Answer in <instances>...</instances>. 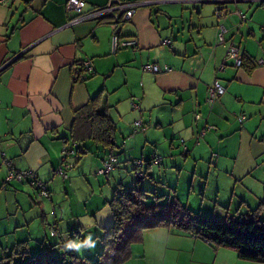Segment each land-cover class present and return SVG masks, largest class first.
Instances as JSON below:
<instances>
[{
	"label": "crops",
	"instance_id": "0c3cea01",
	"mask_svg": "<svg viewBox=\"0 0 264 264\" xmlns=\"http://www.w3.org/2000/svg\"><path fill=\"white\" fill-rule=\"evenodd\" d=\"M67 1L0 4V260L21 244L26 245L27 257L38 255L46 245L42 240L38 247L37 228L48 221V215L54 216L50 225L56 227L61 247L66 248L73 243L68 233L82 227L80 218H89L88 227L111 221L106 209L114 192L106 182L111 185V176L121 186L134 187L133 181L127 184L118 179L122 177L118 170L136 156L143 161L154 154L164 158L146 170L143 189L154 188L157 194L162 186L161 196L169 192V200H178L194 212L190 203L191 193L196 192L198 213L204 216L212 213L223 219L257 209L264 202V65L259 64L264 60V2L149 0L155 3L118 27L120 40L137 37L139 47L113 52L110 20L70 25L76 15L67 11ZM84 1L83 12L88 14L110 0ZM218 7L229 12L223 21L228 29L224 44H219L214 17ZM237 10L244 21L234 14ZM167 40L170 46L164 44ZM231 45L246 58L245 67L225 62ZM84 62L91 63L93 74L75 82L74 67ZM147 64L157 65L162 72H144ZM215 81L225 93L210 103L209 89ZM101 93L98 113L107 114L116 128L117 166L105 180L98 171L109 152L89 141L90 151L80 159L70 139L75 112ZM241 117L244 120L239 123ZM137 121L141 127L135 125ZM62 160L67 179L56 174ZM231 160L234 166H224ZM10 168L35 172L46 184L49 199L31 185L8 183ZM83 178L94 192L96 183L103 187L101 195L88 196L93 203L57 202L64 193L76 196L77 190H87ZM182 178L189 186L186 202L179 189ZM218 179L232 181L230 204L235 189L244 190L234 208L219 200L218 190L209 192L208 187H219ZM250 180L253 188L245 187ZM248 195L255 204L249 206ZM205 201L212 210L206 215ZM124 264L257 263L242 261L234 251L169 226L144 230L142 241L131 246V258Z\"/></svg>",
	"mask_w": 264,
	"mask_h": 264
},
{
	"label": "trees",
	"instance_id": "16d2710c",
	"mask_svg": "<svg viewBox=\"0 0 264 264\" xmlns=\"http://www.w3.org/2000/svg\"><path fill=\"white\" fill-rule=\"evenodd\" d=\"M217 9L214 12V17L218 26ZM224 13L225 15L229 14L227 11H224ZM109 23L110 21H108ZM241 58L242 66L240 68H243L247 61L242 55ZM91 74H93V71L87 76V79ZM102 94L97 95L86 106L75 112V121L71 129L70 139L77 145L80 159L89 153L90 148L87 146V142L89 141H92L101 150H107L109 156L104 161L105 163L111 157L116 158V128L107 114L101 115L98 113L102 102ZM203 130L206 133L207 128ZM202 131L198 135V141L205 135V133L202 134ZM181 142L184 144V140ZM185 151H187L186 148ZM155 157L156 154L149 161L139 160L138 163H141V166L134 164V169L137 171L140 169L141 172L139 174H143V178H139V174H136L138 180L146 178V170L149 167L162 163V156H160L161 162L157 164L154 163ZM63 164H66L65 161L64 163L62 162L60 167ZM116 166L117 162L114 169ZM65 170L66 168H64ZM109 175L103 176L108 178ZM33 187L36 188L41 197L49 199L48 188V197H44L36 186ZM120 187L115 190L113 199L109 203L113 215V225L105 230L106 234L103 238L104 250L95 264L126 263L131 258V246L134 243L142 241L144 230L169 226L178 227L188 233L194 234L218 248L234 251L242 261L264 264V216L261 214L264 202H261L257 209L250 210L244 215H229L223 219H219L216 216H204L201 213L194 212L175 199L169 200L167 204H161L157 197L156 202L148 203L149 191L141 188H138V190H127L123 189L124 187L121 185ZM51 236H57V229L54 226H52ZM57 246L59 245L57 244ZM53 249H55L54 246L48 245L38 255L27 257L29 254L26 250V245L21 244L9 256L2 258L0 264H67L66 257L64 262H59L53 256ZM69 252L72 259L71 264H87L85 261L74 257L73 251ZM15 258H20V261L15 260Z\"/></svg>",
	"mask_w": 264,
	"mask_h": 264
},
{
	"label": "rangeland",
	"instance_id": "374dc122",
	"mask_svg": "<svg viewBox=\"0 0 264 264\" xmlns=\"http://www.w3.org/2000/svg\"><path fill=\"white\" fill-rule=\"evenodd\" d=\"M232 147L234 148L235 145L233 144ZM238 148H239V146L236 147L237 150H238ZM156 155L160 156L158 154H156ZM139 158H140V156L139 157L136 156L135 159H133V161H127L124 164V167L120 166L121 169L118 170V173L121 172L122 173V177L118 176V179H120L121 181L124 180L127 184L128 183L130 184L132 181L134 182V187L131 186V184L130 185H124L123 189H127V190L128 189L138 190V188L143 189L141 187V185H142V183H144V180H138L137 176H136V174H139V172H141V170L138 169V171H137V170L134 169V164H136L139 160H141ZM239 159H240V157H239ZM163 160H164V158H163ZM210 160H212V159L210 158ZM240 161H238L239 162L238 164L241 163ZM262 164L263 163L261 162L260 165L262 166ZM232 165L233 166L235 165V161H233V160L225 162V164H224V166H227V167L232 166ZM93 176H94V174H93ZM103 179L104 180L106 179L105 176L103 177ZM174 179L176 180V178H174ZM110 180H111V183H110L111 185H108L109 181H107L106 182L107 183L106 186H109L110 188H108V189H110L112 192H115L116 189L121 188L120 185L118 184V181H114L113 177L110 176ZM83 181H84V183L86 185L87 190H83L81 192H79L77 190V195L76 196H74L72 193L69 194V195L64 193L60 198H58L57 202L60 201L59 202L60 204L65 205L69 201H73V206H75L77 204L78 199H80L82 202H84V204L85 203H87V204L89 203L88 205H90L91 203H93V200H91V202H90V199H87L88 196H90V195L91 196L92 195H96V196L101 195L100 191L103 189V187H100L99 184L96 183L95 187L97 188L96 189L97 191L94 192V191H92L93 187L90 186V184L88 183L87 179L83 178ZM217 181L219 182V187H217V186L208 187L209 192L212 191L211 188H213V190H215V191L218 190L219 191V196H220L219 200L223 201V202H226L229 207L234 208L235 207L234 203L237 204L239 197L240 196H244V190L240 186H238L235 189V191H234V198H233L232 204H230L229 202L231 201V199H230L231 194L229 192H231V189H232L231 188L232 187V185H231L232 181H228L227 179H226V182H224L223 179L221 181H220V179H218ZM250 182H253V180H250L248 185H247V181H246L245 187L253 188V186H251ZM16 183H18V182H16ZM24 184L29 185L26 182ZM158 188L161 189V190H158L157 194H156L155 191H152V190H154V188L153 189L152 188L149 189L150 191H149V194H148L147 202L148 203L154 202V201L156 202L157 201L156 198L158 197L159 201H160L159 203L167 204L169 202V192H167V194L163 195V197L160 198L162 193H159V192L162 191L163 188H162V186L158 187ZM146 189H148V188H146ZM179 189L182 192V196L184 197L183 202H186V198H187L188 191H189V186H188V184H186V180L184 178L181 179V184L179 186ZM194 190L196 191L195 188H194ZM209 192H208V195H206V197H210L212 195ZM198 195H199L198 192H196L194 194L191 193V203H190L193 206V209L197 213L200 212L199 199L197 200V198H199V197H197ZM113 196L110 198L109 203L112 201ZM213 196H216V195H213ZM250 197H252V196L248 195L249 199H247V200L249 202L248 201L247 202H248L249 206L255 204V203H253V200H251ZM109 203L107 205L106 212H108V213H110L112 215ZM209 206L210 205H208V201H205L204 202V208H203V214H205V215L207 213L210 214L209 212H211L212 210H211V207H209ZM262 208L263 209H262V213L261 214L264 216V206ZM230 210H231L230 212H233V209H230ZM79 211H81V210H79ZM102 213L103 212L100 213L101 217L103 215ZM219 214H221V212H219ZM211 215H212V213H211ZM47 218H49L48 221L44 222V223L40 222V224H39V226L37 228L38 236L40 238V241L37 242L38 247H39V244H41L42 240H45L44 244L46 246H48V245L54 246L55 249H53L54 251H53L52 254H53V256H55V258H57V260L59 262H64L65 257H66V259H67L66 263L67 264H71L72 259L70 257V254H69L70 252L69 251H73L74 252L73 253L74 257H77L80 260L85 261L87 264H95V263L98 262L99 256L101 255V253L104 250L103 238H104V236L106 234L105 230L113 225V215H112V220L111 221H108L107 223H105V221H103V226L102 227L100 225L98 226V225H94V224H92L91 227H88V226L91 225V223H90V225H89V223H87L89 218H85V217L80 218L81 223H82V227H80L78 229H75L76 231L73 230V232L70 231V233H68V235L71 236L70 237L71 239H69V242L71 240H73V243L81 245L79 248H76V251L73 250L72 247H68V248H66L65 246L61 247L59 234H57V236H51V233H52V227L51 226L52 225H50V224H53L52 219L54 218V216L48 215ZM92 222H95L94 219H93ZM98 232H99V235H98ZM100 234L103 236L102 238H101ZM89 240L93 243V246H91V247L85 246V242L89 241ZM57 244L59 246H57ZM43 249H44V247H43ZM43 249H42V251H43Z\"/></svg>",
	"mask_w": 264,
	"mask_h": 264
},
{
	"label": "built area",
	"instance_id": "2783aa9c",
	"mask_svg": "<svg viewBox=\"0 0 264 264\" xmlns=\"http://www.w3.org/2000/svg\"><path fill=\"white\" fill-rule=\"evenodd\" d=\"M6 0H0V4L5 3ZM240 1V0H234ZM264 2V0H261ZM154 1L149 0H138L133 2H127L122 0H110L108 5L105 7H95L93 10L88 13L84 14L83 10L86 6V2L84 0H68L66 4L67 11L69 13H75L76 17L70 21V25L77 24L81 21L85 20H97L102 21L109 19L110 20V27L112 28V49L113 52H116L119 48L124 49H137L139 47V41L137 37L127 38L124 40H120L118 36V27L121 23H129L133 20L137 12L145 6H149L154 4ZM238 16L240 22L245 20V16L239 12L238 10L234 13ZM229 14L225 15L224 9L219 7L217 9L216 17L218 18V29L220 30L219 33V44L225 43V35L228 33V29L224 25V22L228 18ZM164 44L170 46L172 42L170 40L164 41ZM233 62L235 67L240 68L242 66V58L240 55V50L238 47L231 45L228 49L227 56L225 58V62ZM260 65H264V60L259 61ZM224 66L219 68V71L224 70ZM93 67L90 62H84L82 64L76 65L74 67V80L75 82H83L87 79V76L92 73ZM144 72H150L154 74H159L162 70L157 65H145L143 67ZM225 89L222 85L215 81L214 84L209 89V102L214 103L215 100L223 95ZM200 119L198 115L196 117ZM244 120L243 117L239 118V122L242 123ZM136 126L141 127V122L137 121L135 123ZM205 133V130L202 131V134ZM65 160V159H64ZM64 160L62 162L64 163ZM161 157L157 156L154 158V163L161 162ZM117 159L115 157H111L105 163L102 169L98 171L100 175H109L110 172L114 169ZM136 165L141 166V163H136ZM64 168H67V165L63 164L60 167L56 174L61 176L63 179H67V174L64 171ZM139 178H143V174H139ZM19 182V183H28L31 186H36L38 190L41 191V195L44 197H48L47 187L46 185L39 180L37 174L32 171H25V172H16L14 169H9V174L7 177V182ZM6 186L3 187L5 189Z\"/></svg>",
	"mask_w": 264,
	"mask_h": 264
},
{
	"label": "clouds",
	"instance_id": "9594fccd",
	"mask_svg": "<svg viewBox=\"0 0 264 264\" xmlns=\"http://www.w3.org/2000/svg\"><path fill=\"white\" fill-rule=\"evenodd\" d=\"M81 245H79V244H76V243H69L68 244V247H74V248H79ZM85 246H87V247H91V246H93V243L89 240V241H86L85 242Z\"/></svg>",
	"mask_w": 264,
	"mask_h": 264
}]
</instances>
